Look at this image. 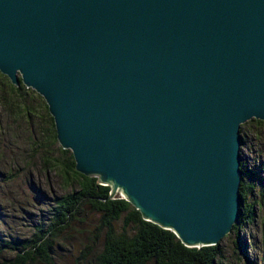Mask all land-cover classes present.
<instances>
[{"label": "water", "instance_id": "obj_1", "mask_svg": "<svg viewBox=\"0 0 264 264\" xmlns=\"http://www.w3.org/2000/svg\"><path fill=\"white\" fill-rule=\"evenodd\" d=\"M0 72L46 102L76 171L188 248L240 219L264 122V0H0Z\"/></svg>", "mask_w": 264, "mask_h": 264}, {"label": "trees", "instance_id": "obj_2", "mask_svg": "<svg viewBox=\"0 0 264 264\" xmlns=\"http://www.w3.org/2000/svg\"><path fill=\"white\" fill-rule=\"evenodd\" d=\"M4 116V118H3ZM264 129V122L251 120L241 126L242 147L247 145L249 127ZM22 127L30 141V156L39 157L43 171L60 176L66 188H73L66 198L55 203L47 230L39 229L32 239L8 242L0 240V255L17 252L13 264H53L51 246L57 241L74 246L80 244V260L90 264H224L227 262L222 241L201 249L187 248L170 231L143 220L141 214L122 198L110 199V188L97 179L76 171L70 151L58 145L55 123L45 100L23 84L14 86L0 72V130L2 141L13 128ZM257 137L260 134L254 132ZM46 136V137H45ZM244 136L246 137L244 139ZM40 143V144H39ZM0 145L2 142L0 140ZM42 146V147H40ZM8 148V144L4 146ZM241 147L242 184L239 222L227 238L232 237L234 254L242 263L252 264L245 256L240 232L248 235L256 229L264 237V161L245 157ZM1 148V147H0ZM58 154V156H56ZM35 157V158H36ZM34 158V159H35ZM17 174H14V177ZM258 193V194H257ZM248 197L258 201L253 205ZM262 213L257 217V212ZM102 214V219L94 214ZM51 236V237H50ZM50 237V238H49ZM251 237V236H250ZM49 238V239H48ZM1 239V235H0ZM259 244V241H257ZM76 248V246H75ZM6 249V250H4ZM254 252L257 250L253 243ZM76 253V251L74 252ZM252 257V256H251ZM253 260V259H252Z\"/></svg>", "mask_w": 264, "mask_h": 264}, {"label": "rangeland", "instance_id": "obj_3", "mask_svg": "<svg viewBox=\"0 0 264 264\" xmlns=\"http://www.w3.org/2000/svg\"><path fill=\"white\" fill-rule=\"evenodd\" d=\"M24 129L20 127L18 130L15 128L10 130L6 136L5 142L2 141V136H0L3 145H0V240L12 241L14 243L15 241L32 239L39 229L43 231L47 230L50 221L53 219L52 212L56 201V204L59 205L62 198L64 200L67 194L71 193L73 190L71 187L66 188L60 176L51 172H49V174L44 172L42 169L43 164L39 157H36V155L30 156L32 153L30 150V141L23 133ZM253 131L258 132L260 136L258 135L256 137ZM0 133L2 134V130H0ZM246 137L244 136L247 145H245L244 149L242 147L245 157L249 159L257 157L261 161H264V129L257 130L253 126L249 127L246 131ZM6 144H8V148L4 147ZM59 148L62 147L58 143L54 149L57 150ZM71 154L73 156L72 152ZM56 156H58V154H56ZM14 174H17V176L14 177ZM89 178L98 180L96 177ZM261 192H264V188ZM261 194L264 196V193ZM248 199L253 205L259 203L250 197H248ZM261 213L262 211L259 210L257 212V217H259ZM93 217L101 220L102 214L97 213L94 214ZM262 234L263 231L259 233L256 229H253L252 233L249 235L248 231L240 232L241 241L245 245V247H243L244 254L249 257L252 264H264V237ZM257 241H259V244ZM57 242L59 243L55 242L50 250L53 264H90L89 261L80 260L78 254L81 249L80 244L75 245V242L72 241L74 246H71L65 242ZM253 243H255L257 249L255 252L252 250ZM222 245L227 258V262L224 264H245L238 260L234 254V242L232 237H226L222 241ZM75 251L76 253H74ZM16 253L17 252H4L0 255V264H13V258L14 256L16 257ZM39 263L40 262H32L31 264Z\"/></svg>", "mask_w": 264, "mask_h": 264}, {"label": "bare ground", "instance_id": "obj_4", "mask_svg": "<svg viewBox=\"0 0 264 264\" xmlns=\"http://www.w3.org/2000/svg\"><path fill=\"white\" fill-rule=\"evenodd\" d=\"M249 122V121H248ZM246 124V123H245ZM243 126V125H242ZM46 137V136H45ZM40 144V143H39ZM40 147H42V146H40ZM241 158H242V154H241ZM49 174V173H48ZM243 176V175H242ZM242 181V180H241ZM42 193V192H41ZM43 195V194H42ZM42 216V215H41ZM233 231V230H232Z\"/></svg>", "mask_w": 264, "mask_h": 264}]
</instances>
